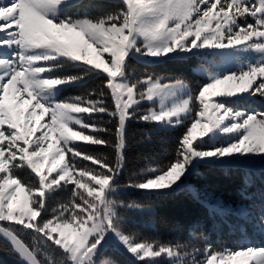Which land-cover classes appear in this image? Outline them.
Here are the masks:
<instances>
[{"label":"snow or ice","instance_id":"1","mask_svg":"<svg viewBox=\"0 0 264 264\" xmlns=\"http://www.w3.org/2000/svg\"><path fill=\"white\" fill-rule=\"evenodd\" d=\"M192 60L195 83L147 71ZM255 97L264 0H0V251L15 264H264L249 236L264 237V193L253 212L191 182L242 174L238 194L251 198L264 111L239 105ZM129 121L179 134L127 168ZM179 195L232 244L200 224L174 242L131 227Z\"/></svg>","mask_w":264,"mask_h":264},{"label":"trees","instance_id":"2","mask_svg":"<svg viewBox=\"0 0 264 264\" xmlns=\"http://www.w3.org/2000/svg\"><path fill=\"white\" fill-rule=\"evenodd\" d=\"M196 63L195 60L189 61L185 64L167 63L156 67L148 68L147 71L154 72L158 75H182L189 82L195 83L200 79L198 75L193 74L190 69ZM142 69V66H141ZM96 83H99L98 81ZM91 86V85H90ZM83 89L80 87H73L63 93L65 96L79 94ZM145 133L152 136L151 142L144 141L143 144L137 143L142 140ZM179 134V129L168 132H161L157 134L153 131V125L144 122L129 121L127 126V138L129 148L126 151L128 159L127 168H132L136 164V158L149 150L160 151L164 146L161 143V138L170 142L175 136ZM99 151H108L104 148H98ZM240 175L225 177L219 172L205 171L203 178L193 179L191 182L197 186H207L210 190L216 192L217 195L223 197L224 200L231 202L233 205H248L252 211L258 212L259 206L262 203L261 194L264 193V174L256 171L251 179L252 186L247 189L251 198L242 199L238 194L241 187ZM127 198L143 199L137 193H129ZM156 210V219L154 223H149L147 220L136 218L131 227L144 232L148 236L156 239L169 242L176 240H184L190 228L196 224H200L203 231L210 237L211 242L215 243L217 240L231 245L235 239L230 235L227 228L220 230L214 229V221L208 217L206 210L191 198L185 195H179L166 201H151ZM234 223L237 222L235 217H229ZM249 234H258V232L249 229ZM121 264H129V261L122 256H117ZM0 264H15V257L0 251Z\"/></svg>","mask_w":264,"mask_h":264},{"label":"rangeland","instance_id":"3","mask_svg":"<svg viewBox=\"0 0 264 264\" xmlns=\"http://www.w3.org/2000/svg\"><path fill=\"white\" fill-rule=\"evenodd\" d=\"M194 63L193 65H195ZM192 65V67H193ZM147 105H145L146 107ZM240 108L247 109L249 111L252 110H258V111H264V98L255 97L252 99H246L243 100L240 105ZM255 212V211H254ZM251 240L253 243H264V237H262L260 234H249Z\"/></svg>","mask_w":264,"mask_h":264}]
</instances>
